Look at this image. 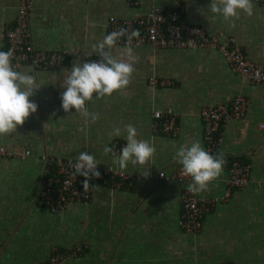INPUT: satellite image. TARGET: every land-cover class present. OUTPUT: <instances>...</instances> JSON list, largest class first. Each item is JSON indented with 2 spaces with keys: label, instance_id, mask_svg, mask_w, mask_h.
Returning a JSON list of instances; mask_svg holds the SVG:
<instances>
[{
  "label": "crops",
  "instance_id": "1",
  "mask_svg": "<svg viewBox=\"0 0 264 264\" xmlns=\"http://www.w3.org/2000/svg\"><path fill=\"white\" fill-rule=\"evenodd\" d=\"M211 0H30L28 23L34 48L58 51L64 63L58 68L16 71L35 77L41 87L29 99L37 111L18 125L15 133L0 137V145L14 151L27 149L23 157L0 158V264H38L51 247L79 246L80 252L59 264H264V85L250 83L230 71L214 49L133 47L137 58L131 83L111 96L87 102L89 112L99 113L95 123L61 108L63 70L73 63L98 57L91 45L107 35L109 18L128 19L156 8L163 12L180 7V18L199 26L207 35L223 34L245 49L248 58L264 62V5L253 4V15L242 11L224 21L208 8ZM15 0H0V51L2 27L13 21ZM124 45L117 42L114 54ZM167 80L159 85L149 78ZM246 99L243 116L220 128L213 155L222 152L225 165L220 177L199 198H217L225 192V168L230 158L249 166L247 183L229 189L203 215L197 232L177 225L182 184L158 179L182 167L173 159L176 151L193 141L203 147L200 107L228 103L235 95ZM171 114L175 135L150 128L153 111ZM132 124L137 138L155 149L144 166L131 164L121 170L120 149L126 144L124 126ZM262 125L259 127L258 125ZM121 128L119 137L109 134ZM121 145L105 155V146ZM80 151L93 154L100 167H112L133 175L130 185H95L90 198L68 203L50 212L39 202L38 189L53 166L46 157L75 158ZM148 168L149 176L140 171ZM139 169V170H138ZM46 170V171H45Z\"/></svg>",
  "mask_w": 264,
  "mask_h": 264
},
{
  "label": "built area",
  "instance_id": "2",
  "mask_svg": "<svg viewBox=\"0 0 264 264\" xmlns=\"http://www.w3.org/2000/svg\"><path fill=\"white\" fill-rule=\"evenodd\" d=\"M177 4L181 0H174ZM258 5H264V0H252ZM30 0H15V14L12 23L2 27L3 51L11 50L13 69L19 65H26L31 69L58 68L64 63V55L58 51L34 48L30 40L28 15ZM180 7L175 6L172 10L163 12L156 8H149L146 12L136 14L128 19L109 18L105 24L106 33L126 28L139 30V37L132 40V46L149 44L159 48H201L204 50L214 49L219 52L227 68L244 77L250 83L264 85V62H255L248 58L245 49L237 45L230 36L223 34L207 35L197 25L187 23L180 18ZM126 38L122 37L118 43L125 45ZM99 60V57L88 58L83 62ZM151 84H168L167 80L149 78ZM246 99L242 95H235L228 103L204 105L198 111L201 124V137L203 148L213 154L219 144V131L221 126L228 120H239L243 116ZM262 127V125H258ZM150 128L157 133L173 136L177 131L174 117L169 113L153 111L151 114ZM111 147L116 153L121 145L113 142ZM29 153L27 149L14 151L0 145V158H21ZM47 164L53 166V172L48 173L38 189L39 202L50 212L62 210L68 203L87 201L93 188L83 190V176H72L71 164L75 158L46 157L40 155ZM100 172L99 178L89 181L90 186L99 183H108L111 187L130 185L133 175L112 167L97 166ZM46 171V170H45ZM224 187L225 192L217 198H199L196 194L187 190L191 183V177L183 175L182 167H178L172 174L165 175L159 171L158 179H174L182 184L179 193L178 227L187 233L198 231L203 215L216 201H223L228 195L229 189H238L244 186L249 177V166L238 158H230L225 168ZM141 178H145L140 174ZM79 246L66 249L51 247L47 258L38 264H59L67 257H73L80 252ZM218 264H229L221 262Z\"/></svg>",
  "mask_w": 264,
  "mask_h": 264
},
{
  "label": "clouds",
  "instance_id": "3",
  "mask_svg": "<svg viewBox=\"0 0 264 264\" xmlns=\"http://www.w3.org/2000/svg\"><path fill=\"white\" fill-rule=\"evenodd\" d=\"M210 11L230 21L238 18L242 11L247 16L253 15L252 0H211L208 5ZM140 35L138 29L131 32L126 28L108 33L97 43L91 45V51L87 56L95 53L99 60L81 63L79 60L73 63L70 70H63L64 79L61 87L65 90L60 94L61 108L65 113L75 109V114L85 118L86 122L95 123L100 119L99 113L87 110L86 104L93 100L111 96L115 91L126 88L132 79L135 69L133 67L137 58L133 55L132 40ZM126 38L125 45L114 54L117 42ZM13 53L0 51V137L15 133L18 125H23L25 120L37 111V104L29 99L41 85L37 84L35 77L13 69ZM126 132V144L120 149L118 164L121 170L129 164L133 167L144 166L155 155L156 149L146 140L137 138L138 131L132 124L124 126ZM121 128H115L109 135L119 137ZM105 155L114 154L112 147L105 146ZM173 159L183 169V175L191 177V183L187 190L199 194L207 191L209 185L217 180L223 172L226 163L224 154L218 152L213 155L205 150L199 141H193L190 145L181 146ZM100 164L93 154L80 151L75 157V163L71 164L72 176H83V190L90 188L89 181L99 178L100 172L97 166ZM139 170V169H138ZM147 178L148 168L140 171Z\"/></svg>",
  "mask_w": 264,
  "mask_h": 264
}]
</instances>
